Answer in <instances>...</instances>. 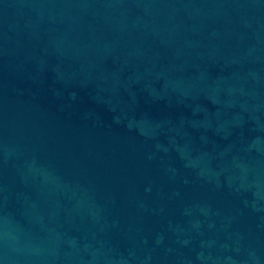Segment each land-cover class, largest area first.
<instances>
[{"label":"water","instance_id":"1","mask_svg":"<svg viewBox=\"0 0 264 264\" xmlns=\"http://www.w3.org/2000/svg\"><path fill=\"white\" fill-rule=\"evenodd\" d=\"M0 264H264V0H0Z\"/></svg>","mask_w":264,"mask_h":264}]
</instances>
